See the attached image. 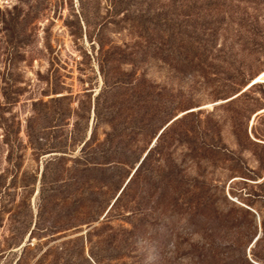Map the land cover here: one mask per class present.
<instances>
[{
	"label": "rangeland",
	"instance_id": "374dc122",
	"mask_svg": "<svg viewBox=\"0 0 264 264\" xmlns=\"http://www.w3.org/2000/svg\"><path fill=\"white\" fill-rule=\"evenodd\" d=\"M0 264H264V0H0Z\"/></svg>",
	"mask_w": 264,
	"mask_h": 264
},
{
	"label": "trees",
	"instance_id": "16d2710c",
	"mask_svg": "<svg viewBox=\"0 0 264 264\" xmlns=\"http://www.w3.org/2000/svg\"><path fill=\"white\" fill-rule=\"evenodd\" d=\"M255 84H256V83H255ZM253 85H254V84H253ZM166 128H167V127H164V128L161 130V133L159 134V136L157 137V139H158V138L161 136V134L166 130ZM146 155H147V154H146ZM146 155H145V157L143 158V160L146 158ZM143 160L140 161L139 164L136 166V168H135V172L133 173V175L131 176V178L128 180V182L126 183V185L123 187L122 191H121L120 194L117 196L116 200L113 202L112 207L114 206V204L116 203V201L119 199L120 195H121L122 192L125 190V188L127 187L128 183L132 180V178H133V176L135 175V173L138 171L139 166H140V164L143 162ZM112 207H111V208H112ZM257 240H258V238H257ZM257 240H256V241H257Z\"/></svg>",
	"mask_w": 264,
	"mask_h": 264
},
{
	"label": "water",
	"instance_id": "95a60500",
	"mask_svg": "<svg viewBox=\"0 0 264 264\" xmlns=\"http://www.w3.org/2000/svg\"><path fill=\"white\" fill-rule=\"evenodd\" d=\"M145 155H146V154H145ZM145 155L143 156V158L145 157ZM143 158H142V160H143ZM142 160H141V161H142ZM134 172H135V170L133 171V173H134ZM133 173H132V174H133ZM131 176H132V175H131ZM131 176H130V177H131ZM129 179H130V178H129ZM257 238H258V237L255 238V241L257 240Z\"/></svg>",
	"mask_w": 264,
	"mask_h": 264
},
{
	"label": "bare ground",
	"instance_id": "6f19581e",
	"mask_svg": "<svg viewBox=\"0 0 264 264\" xmlns=\"http://www.w3.org/2000/svg\"><path fill=\"white\" fill-rule=\"evenodd\" d=\"M258 79H259V78H258ZM258 79H255L252 83L256 82ZM261 111H263V110H261Z\"/></svg>",
	"mask_w": 264,
	"mask_h": 264
}]
</instances>
